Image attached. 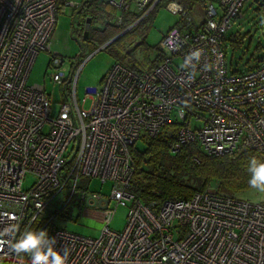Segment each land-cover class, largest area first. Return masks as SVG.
Masks as SVG:
<instances>
[{
	"label": "built area",
	"instance_id": "built-area-1",
	"mask_svg": "<svg viewBox=\"0 0 264 264\" xmlns=\"http://www.w3.org/2000/svg\"><path fill=\"white\" fill-rule=\"evenodd\" d=\"M158 1L109 4L122 14L134 3L139 18L132 27ZM246 1L204 0L198 22L181 4L169 1L180 20L160 38L158 64L135 72L115 62L99 85L82 90L80 102L79 69L73 75L71 63L67 74L62 56L50 54V80L62 87L66 99L51 116L44 86L26 79L37 54L50 51L59 7L72 10L78 4L0 0V232L15 228L0 239L46 230L55 237L56 250L63 254L67 249L68 264H264L261 203L210 189L155 207L129 191L134 169L129 148L159 135L172 123L173 112L181 122L167 147L172 153L184 145L200 147L211 157L239 147L264 153V58L245 72H232L223 48V35L242 17ZM121 14L113 13L108 21L121 25ZM193 118L202 126L191 127ZM28 174L34 181L23 188ZM81 177L112 184L107 197L89 195L95 207L105 204V225L95 238L61 229L51 224L55 213L45 214L65 187L70 189L66 201L74 196ZM120 205H127L126 219L121 230H114L109 223ZM0 264H30V257L14 254L5 243Z\"/></svg>",
	"mask_w": 264,
	"mask_h": 264
},
{
	"label": "rangeland",
	"instance_id": "rangeland-1",
	"mask_svg": "<svg viewBox=\"0 0 264 264\" xmlns=\"http://www.w3.org/2000/svg\"><path fill=\"white\" fill-rule=\"evenodd\" d=\"M79 4L84 0H72ZM169 0H160L156 10L147 14L143 23L136 26L133 31L122 39L112 42L119 34L112 37L111 41L107 40L103 44L98 42L80 41L77 42L79 36L77 33L72 35L71 25V8H64L59 11L57 16V23L52 30L50 37V51H41L37 54L32 65L27 83L41 84L44 86V92L48 95L51 104V116H55L60 108L61 103L66 102L62 87L52 80H50L51 69L48 64L52 53H58L64 59L62 66L68 74L71 63L73 64L72 73L76 74L79 69L77 77V98L80 102L83 97V89L90 85H99L102 81V76L105 75L111 64L116 62L114 51H119L124 56L125 60L141 61L145 56L152 60L156 55L155 47L158 46L160 38L167 30L172 28L180 20L179 14H173L169 10L167 3ZM203 4L197 3L192 14L195 21L198 22L203 17ZM132 11L136 10L134 3H131ZM242 17L236 18L231 22V27L225 32L223 48L226 52V63L228 71H244L253 67L259 58H264V0H247L242 9ZM121 14L117 10V15ZM99 19L98 23H102ZM123 33V32H122ZM121 33V34H122ZM141 33H145L142 38ZM144 42L141 43V40ZM236 43H233V41ZM109 42V43H107ZM148 47V48H147ZM147 48V49H145ZM89 101V100H88ZM78 102V103H79ZM86 108L89 103L84 104ZM205 116V113H200ZM172 123L177 125L181 122L174 114H171ZM202 120L198 119L189 121L191 127H201ZM145 139H140L135 143V148L140 151L146 147ZM199 150L203 153V151ZM34 176L28 174L24 177L23 188H28L34 181ZM196 184V183H194ZM71 185V184H70ZM69 186V185H68ZM112 184L107 181L101 183L98 179L81 177L77 181V188L74 196L66 201L69 196L70 189L64 190L55 197L49 208L45 210L47 217L56 214L51 224L73 232L80 236L97 237L104 227V208L89 206L86 203V198L95 193L103 197H107L110 193ZM222 193V192H221ZM239 198L248 200L249 202L261 203L264 205V193H259L254 189H249L245 192L237 194ZM127 205H120L117 207L114 217L109 223L111 229L121 230L124 227L126 219Z\"/></svg>",
	"mask_w": 264,
	"mask_h": 264
},
{
	"label": "trees",
	"instance_id": "trees-1",
	"mask_svg": "<svg viewBox=\"0 0 264 264\" xmlns=\"http://www.w3.org/2000/svg\"><path fill=\"white\" fill-rule=\"evenodd\" d=\"M169 1L178 2L190 12L197 3L204 2V0ZM158 5L159 1L151 11L152 13ZM62 10L64 8L59 7V11ZM116 12V8L109 4V0H84L71 10L72 35L77 33L79 36L77 42H98L101 45L124 31L112 41L114 42L131 33L133 28L141 25L148 16L146 14L144 18L129 27L139 18V15L134 11L123 12L122 24L116 26L108 21V18ZM88 17L90 18L89 28L84 36ZM99 19L102 20L101 24L98 23ZM127 27L129 28L126 30ZM141 36L144 38L145 33H141ZM143 42L144 39L141 40V43ZM233 43L236 42L233 41ZM155 50H158V46ZM118 52H113L116 62L126 65L135 72L153 69L161 58L157 51L155 57L150 60L145 50V56L141 61L125 60L124 56ZM176 130L177 125L169 123L159 135L145 140L144 150L136 149L135 144L129 148L134 168L129 191L136 198L141 199V202L157 207L167 199H188L196 191L213 189L218 193L237 196L238 193L251 189L248 186L247 163L254 156L264 160V153L260 154L253 149L239 147L232 153L211 157L202 153L194 145L180 146L177 152L172 153L167 147L173 140ZM70 163L71 161L68 160L64 164L65 169L70 167Z\"/></svg>",
	"mask_w": 264,
	"mask_h": 264
},
{
	"label": "clouds",
	"instance_id": "clouds-1",
	"mask_svg": "<svg viewBox=\"0 0 264 264\" xmlns=\"http://www.w3.org/2000/svg\"><path fill=\"white\" fill-rule=\"evenodd\" d=\"M246 170L249 174L248 186L259 193H264V160L251 157L247 163ZM15 232L10 227L5 232H0V237ZM5 243L9 245L14 254L27 255L30 264H68V251L65 248L63 254L56 250L55 237H49L46 230H25L18 239L5 241L0 239V247Z\"/></svg>",
	"mask_w": 264,
	"mask_h": 264
},
{
	"label": "water",
	"instance_id": "water-1",
	"mask_svg": "<svg viewBox=\"0 0 264 264\" xmlns=\"http://www.w3.org/2000/svg\"><path fill=\"white\" fill-rule=\"evenodd\" d=\"M89 20H90V18L88 17L87 19H86V25H85V32H84V34H87V29L89 28ZM127 30V29H126ZM124 32V31H123ZM121 34V33H120ZM119 34V35H120ZM118 35V36H119ZM113 39V38H112ZM112 39H109V42L112 40ZM109 42H107V43H109ZM94 197L92 196H88L85 200H86V203L89 205V206H94V204H95V200L93 199ZM104 202V201H103ZM106 203V202H105ZM105 206V204L104 205H102L101 207H104Z\"/></svg>",
	"mask_w": 264,
	"mask_h": 264
}]
</instances>
